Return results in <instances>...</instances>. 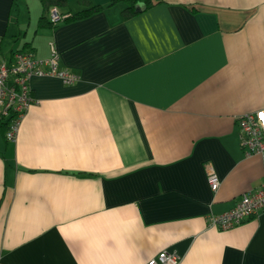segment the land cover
<instances>
[{"label":"crops","instance_id":"obj_1","mask_svg":"<svg viewBox=\"0 0 264 264\" xmlns=\"http://www.w3.org/2000/svg\"><path fill=\"white\" fill-rule=\"evenodd\" d=\"M61 1L100 10L51 27L0 0V60L55 48L79 79L35 77L16 141L0 129V264H264V212L208 222L264 184L238 125L264 109V0Z\"/></svg>","mask_w":264,"mask_h":264},{"label":"built area","instance_id":"obj_2","mask_svg":"<svg viewBox=\"0 0 264 264\" xmlns=\"http://www.w3.org/2000/svg\"><path fill=\"white\" fill-rule=\"evenodd\" d=\"M51 20H60L57 7L51 11ZM1 48V47H0ZM12 61L7 63L0 60V124L10 119L6 138L16 141L19 127L25 114L34 103L31 80L35 77L54 76L66 85H73L79 79L73 73L59 68V56L52 49L51 57L39 59L30 52H17ZM264 109L257 112L245 113L238 117L240 145L245 153L258 154L264 157ZM208 183L212 192H216L221 182L212 166L208 168ZM264 212V184L260 189L249 191L241 196L235 207L224 214L208 217L211 227L227 231L238 227L251 218H257ZM146 264H180V258L173 253L162 252Z\"/></svg>","mask_w":264,"mask_h":264},{"label":"trees","instance_id":"obj_3","mask_svg":"<svg viewBox=\"0 0 264 264\" xmlns=\"http://www.w3.org/2000/svg\"><path fill=\"white\" fill-rule=\"evenodd\" d=\"M142 0H127V2L130 4L129 8L126 10V16H130L131 14H134V13H137V5H138V2H140ZM147 5H150L151 2H149L148 0H144ZM84 1H82L81 3H83ZM42 3H43V8H44V15L41 17V25H48V26H51V27H54L56 26L58 23L60 22H67L69 23L70 21H82V19H86L92 15H94V13H97L99 10H100V7L98 5H92V4H88L89 6L82 9L81 12H78V13H72V14H69V16H63V14H61L59 12V9H58V13H59V17H60V20H58L56 23L53 22L50 19L46 18V14H50L52 9L56 8V6L58 5H62L63 2L61 0H42ZM148 7V6H147ZM20 52H25V50H22ZM10 119L6 118V121H2L1 124H0V129H2L3 132H6L8 127H9V124H10Z\"/></svg>","mask_w":264,"mask_h":264},{"label":"rangeland","instance_id":"obj_4","mask_svg":"<svg viewBox=\"0 0 264 264\" xmlns=\"http://www.w3.org/2000/svg\"><path fill=\"white\" fill-rule=\"evenodd\" d=\"M38 4L39 3H36V5H35V3H33V1H32V3H31V11L33 12V14L35 15V13H36V11L38 12L39 11V9H40V11H41V8L39 7L38 8ZM36 6V7H35ZM39 17V16H38ZM28 23V22H27Z\"/></svg>","mask_w":264,"mask_h":264},{"label":"water","instance_id":"obj_5","mask_svg":"<svg viewBox=\"0 0 264 264\" xmlns=\"http://www.w3.org/2000/svg\"><path fill=\"white\" fill-rule=\"evenodd\" d=\"M136 11H137V12H140V11H142V10L137 8V10H136Z\"/></svg>","mask_w":264,"mask_h":264},{"label":"snow or ice","instance_id":"obj_6","mask_svg":"<svg viewBox=\"0 0 264 264\" xmlns=\"http://www.w3.org/2000/svg\"><path fill=\"white\" fill-rule=\"evenodd\" d=\"M261 118L264 119V114H262V117Z\"/></svg>","mask_w":264,"mask_h":264}]
</instances>
